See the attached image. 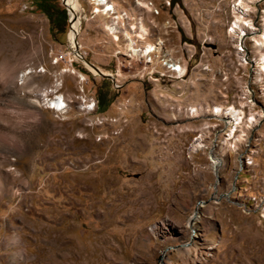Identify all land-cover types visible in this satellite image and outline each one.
Returning a JSON list of instances; mask_svg holds the SVG:
<instances>
[{
  "label": "rangeland",
  "instance_id": "rangeland-1",
  "mask_svg": "<svg viewBox=\"0 0 264 264\" xmlns=\"http://www.w3.org/2000/svg\"><path fill=\"white\" fill-rule=\"evenodd\" d=\"M63 1L0 0V264H264V0Z\"/></svg>",
  "mask_w": 264,
  "mask_h": 264
},
{
  "label": "bare ground",
  "instance_id": "bare-ground-1",
  "mask_svg": "<svg viewBox=\"0 0 264 264\" xmlns=\"http://www.w3.org/2000/svg\"><path fill=\"white\" fill-rule=\"evenodd\" d=\"M102 1L104 4L102 5L104 8V12H101L100 14H105L106 16L110 17L109 15V11L110 10H113V6L112 4H110L107 0H100ZM66 5H67V8H68V11H69V21H70V33H71V41H72V47H74L75 45H77V40H76V34L78 33V28H79V22H80V15L78 13V9H79V4L76 0H64L63 1ZM94 3V2H93ZM139 4L141 6H143L144 8H146L148 11L150 12H154L156 13V10L151 6V3L149 2H139ZM235 6H237V9L239 7V9H241V12L244 10V8L241 6V1H239L238 4H235ZM94 9V8H93ZM99 11V10H97ZM103 11V10H102ZM114 14V13H112ZM83 16V15H81ZM115 23V22H114ZM111 24L109 26V30L110 32H115L116 31V26L115 24ZM239 23H241V20L239 18H237L231 28L230 31L232 32H235V28L236 27H239ZM245 25L249 26L250 29H254L253 25L249 24V23H245ZM139 36L141 38H143V35L146 34V30L144 28V26L142 25L141 23V20L139 21ZM126 34V37L129 38V45H130V49L135 53V54H138L139 57L143 56V55H147L148 53H150L151 51H153L156 47H158V45L161 43V40L157 43V44H148L146 45V47H144L143 49H136L134 48L133 46V41L131 40V38L129 37V35L127 34V32H125ZM242 33L239 34L238 36L241 37ZM259 35H260V40H255V44L256 45H259V46H264V14H263V23H262V28L259 30ZM78 46V45H77ZM241 49V48H239ZM72 50V49H71ZM73 51V50H72ZM75 51V50H74ZM77 54V53H76ZM78 55V54H77ZM148 56V55H147ZM84 62V61H83ZM85 63V62H84ZM170 63V64H168ZM258 63L261 65V70H264V56L262 55L260 57V59L258 60ZM168 64V68L171 70V71H174V72H180V66L179 65H176L174 62H167ZM86 66H88L86 63H85ZM88 68L94 72L95 70L92 69L91 67L88 66ZM98 69V68H97ZM99 71L103 72V73H106L100 69H98ZM50 101V100H49ZM51 103V106H54L55 108L57 109H60L62 107H64V103H63V100L61 97H56L53 101L50 102ZM89 107V110H91L94 106V103L93 104H89L87 105ZM194 110V109H193ZM227 113L230 114V118L229 120H232L234 121V126L235 124H238L241 122V116L239 115V112H237L238 110H235L232 106L228 107L227 109ZM220 111V108L219 107H214L212 109V112L211 114L214 115L216 113H218ZM225 113V112H224ZM228 120V119H227ZM251 121L254 120V117L252 116ZM233 123V122H232ZM233 126V128H234ZM232 133V132H231ZM214 163H213V168L214 170L216 171V168L218 167L219 165V160L217 157L215 156H210ZM220 159V158H219ZM249 164L251 163V161L248 162ZM198 219V215L195 213L193 214V216L190 217V219L188 220V223H190L191 227H192V231L194 230V221H196ZM195 231V230H194ZM187 245V244H186ZM184 245V246H186ZM259 249V248H258ZM250 254L248 256H246V258L243 260L238 257V262H241L244 261V264H251L250 262H252L253 259L257 258V259H263V256L261 255H257V250L255 249V247H253L252 251H248ZM262 253V252H261ZM256 254V255H255ZM264 254V252H263ZM254 261V260H253ZM257 261V260H256ZM259 261V260H258ZM243 263V262H242Z\"/></svg>",
  "mask_w": 264,
  "mask_h": 264
},
{
  "label": "trees",
  "instance_id": "trees-1",
  "mask_svg": "<svg viewBox=\"0 0 264 264\" xmlns=\"http://www.w3.org/2000/svg\"><path fill=\"white\" fill-rule=\"evenodd\" d=\"M37 1L39 3L38 8L42 12H44L47 15L48 18H51V15L49 13V2H50V0H37ZM60 12H61V15H62L61 16L62 19H64V14H65L64 10H61ZM108 101H109V99H107L106 101H103L101 99H97L96 100V103H97L96 109L99 110V111L104 109V107L106 106V103Z\"/></svg>",
  "mask_w": 264,
  "mask_h": 264
},
{
  "label": "water",
  "instance_id": "water-1",
  "mask_svg": "<svg viewBox=\"0 0 264 264\" xmlns=\"http://www.w3.org/2000/svg\"><path fill=\"white\" fill-rule=\"evenodd\" d=\"M73 50H75V53H77L80 57H81V55L79 54V52H78V46L77 45H75L74 47H73ZM85 62V61H84ZM89 67H91L92 69H94L95 70V72L99 75V76H101V77H107V78H109V79H112V76L109 74V73H103V72H101V71H99L98 69H97V67H95L93 64H91V63H87V62H85ZM210 156H212V153H209V157ZM213 172H214V176H215V181H214V183H213V187H215V183L217 182V180H218V178H217V175H216V172L213 170ZM223 195H226V194H223ZM191 216H193V214L191 215ZM184 245H186V243L185 244H182V246H184Z\"/></svg>",
  "mask_w": 264,
  "mask_h": 264
},
{
  "label": "crops",
  "instance_id": "crops-1",
  "mask_svg": "<svg viewBox=\"0 0 264 264\" xmlns=\"http://www.w3.org/2000/svg\"><path fill=\"white\" fill-rule=\"evenodd\" d=\"M35 4L39 6V3H38V1H37V0H35Z\"/></svg>",
  "mask_w": 264,
  "mask_h": 264
}]
</instances>
